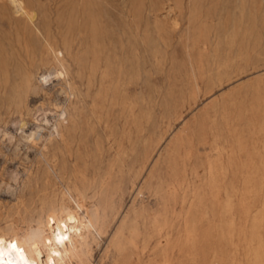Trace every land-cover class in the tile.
I'll use <instances>...</instances> for the list:
<instances>
[{"label": "bare ground", "instance_id": "obj_1", "mask_svg": "<svg viewBox=\"0 0 264 264\" xmlns=\"http://www.w3.org/2000/svg\"><path fill=\"white\" fill-rule=\"evenodd\" d=\"M235 1L239 24L257 17L251 3ZM104 2L80 0V16L68 21V30L56 32L50 11L37 0H4L13 34L0 40V132L15 142L17 156L25 150L26 158L34 156L46 169L28 202L18 196L14 209L26 215V226L0 227V264H94L96 247L108 236L99 264H133L134 242L148 226L154 232L150 238L168 242L178 229L187 250L180 261L188 264L197 226L211 222L210 202L220 208L222 222L233 225L235 214L257 196L255 158L247 154V161L238 163L231 152L226 165L222 130L215 128L212 114L183 127L162 150L161 137L141 158L138 148L147 149L148 139L131 130L137 115L127 88L142 78L146 53L158 55L179 42L187 52L192 86L199 88L193 52L211 46L216 30L211 19L223 0H123L119 31L108 24ZM238 30L233 25L225 34L230 45ZM118 105L122 128L114 117ZM9 124L13 130L7 133L3 127ZM227 175L241 176L243 184L228 185ZM199 177L207 184L202 195L196 194ZM223 192L226 199L220 201ZM128 194L132 202L125 211Z\"/></svg>", "mask_w": 264, "mask_h": 264}, {"label": "rangeland", "instance_id": "obj_2", "mask_svg": "<svg viewBox=\"0 0 264 264\" xmlns=\"http://www.w3.org/2000/svg\"><path fill=\"white\" fill-rule=\"evenodd\" d=\"M37 1L41 8L45 7L48 12L50 11L51 26L56 32L68 30L70 28L68 21L78 18L82 10L80 0ZM104 1L102 10L108 24H115L116 30L119 31L125 12L123 0ZM246 1L247 7L251 4L256 7L255 19L247 18L245 24H239V8H236V1L223 0L219 10L211 19V24L216 29L211 35V46L193 52L198 61V72L201 77L198 81L199 88L194 90V85L192 86L193 82L191 83L188 76L187 52L179 42H175L158 55L149 50L143 64L142 78L134 80L127 88L128 102L136 105L137 120L131 125L132 133L148 139L147 149L139 146L138 158H141L146 150L151 149L164 136L160 149L162 150L168 142L174 140V135L183 127L192 126L198 119L206 118V114L210 113L214 117L215 128L222 130L219 142L224 148L226 165L229 167L231 152L237 154L238 163L247 161V154L253 155L256 160L259 174L255 183L258 192L250 203L252 205L236 213V221L232 225L229 222H222L220 208L210 202L211 222L209 225L197 226L193 261L188 264H264V168L262 167L264 163V0ZM11 24L10 9L5 6L4 0H0V40L6 35L13 34ZM233 25L240 26V30L236 43L230 45L225 34L231 32ZM113 37H117V34ZM114 117L117 128H122L125 118L121 106H117ZM9 125H6L8 128L3 127L8 129L7 133L13 130V126ZM203 125L206 128L210 126V122L206 120ZM207 137L210 142L214 140L210 134ZM93 141L91 140V145H94ZM105 144L108 148V144ZM15 147V142L11 143L9 136L0 132V227L2 228L10 223L21 226L24 222L22 226H26V215L16 213L14 209L18 196L21 194L22 199L28 202L37 180L43 177L46 169H44L45 164L38 167L33 162L34 156L26 158L25 150H19L21 154L17 156ZM203 153L204 151H200V154ZM201 161L198 163L200 167ZM30 163L33 165L31 166ZM200 171L202 175L204 171L202 169ZM201 179L203 177H199L195 185L197 195H202L206 191L207 184ZM233 181L240 186L243 184L241 176L227 175L224 179L228 185ZM126 198L125 211L132 202L131 194ZM225 199L226 195L223 192L219 200ZM150 227L148 226L134 242L133 264H182L180 260L186 255L187 250L184 240L179 237L181 235L178 234V229L171 232L173 237L168 242L164 239L159 241L150 238L154 234ZM206 233L205 240L203 235ZM109 241L110 236L105 237L96 247L94 264L101 263Z\"/></svg>", "mask_w": 264, "mask_h": 264}]
</instances>
